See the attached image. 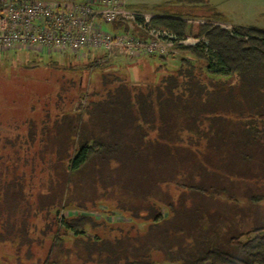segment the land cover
Returning a JSON list of instances; mask_svg holds the SVG:
<instances>
[{"label": "trees", "instance_id": "obj_1", "mask_svg": "<svg viewBox=\"0 0 264 264\" xmlns=\"http://www.w3.org/2000/svg\"><path fill=\"white\" fill-rule=\"evenodd\" d=\"M128 8L133 10L130 5ZM195 18L176 14H155L151 18L153 27L179 39L206 41L195 46L175 44L186 57L175 71L152 79L153 83L129 84L121 74L122 64L120 68L109 63L96 65L93 58H88L84 69L106 67L100 81L107 89L106 96L99 98L93 91L86 106L76 107L71 116L62 117L61 123L56 121L59 133L55 142L60 144L55 150L58 160H68L69 177L84 171L92 173V169L98 174L101 168L106 172L103 182L111 181L106 185L111 192L116 190L114 173L119 172L125 177L120 180L124 188L134 187L133 191L141 192L140 186L145 185L153 192L168 194L172 188L179 196L187 192L195 195L197 204H160L150 198V205L139 210L118 199L115 209L130 217L132 229L143 224V230L139 236L120 234L113 240L99 236L105 229L111 231L114 224L124 222L115 219L109 224L105 218L98 221L87 214L58 221L56 212L52 221L57 230L43 264H59L52 254L64 243L65 236L78 240L75 244L81 243L87 260L95 264H264V217H254L250 223L240 219L244 222L235 232L233 224L223 225L230 212L222 207L212 211V204L206 202H216L224 195L227 202L237 205L233 187L247 192L246 201L252 206L264 202V192H256V186L247 182L253 178L245 171L258 157L264 166V30L237 26L224 29L212 23L223 22L217 12L211 13L205 23ZM106 25L109 29L105 31L112 34L131 33L145 38L142 30L132 31L120 22ZM144 85V89L140 87ZM81 89L78 98L85 94ZM174 139H184L185 146L173 144ZM72 142L73 154L59 157L67 154ZM217 170L233 175L228 177L234 179L227 177L231 184L236 177L244 180L233 187L221 179L211 185L190 183L209 173L216 175ZM3 181L0 178L1 198ZM233 205L230 206L237 216L239 211ZM93 206L98 208L100 203ZM107 206L106 214L116 217V212ZM163 208L167 210L165 216ZM155 252H161L163 257L154 260Z\"/></svg>", "mask_w": 264, "mask_h": 264}, {"label": "rangeland", "instance_id": "obj_2", "mask_svg": "<svg viewBox=\"0 0 264 264\" xmlns=\"http://www.w3.org/2000/svg\"><path fill=\"white\" fill-rule=\"evenodd\" d=\"M78 1H85L94 6L99 3L97 0ZM120 1L127 8L130 5L133 10L150 16L148 23L143 19L142 27L134 26L132 29V31L135 29L143 31L145 38H139L142 40L151 38V31H154V34L157 30L163 31L151 25V18L155 14L193 15L196 17L194 20L206 22L211 13L217 12L222 15V23L225 26L264 30V0ZM196 5L200 7L194 8ZM104 29H109V26L105 24ZM133 36L135 37L134 34ZM204 42L205 39H199L196 44ZM184 46L192 45L187 43ZM165 50L168 54L165 58L159 54L155 56L141 54L140 57L135 58L131 54L115 52L104 63L116 67L122 64L121 74L126 76L129 84L136 85L139 81H143L144 84H147V81L153 83L152 79L161 78L175 71L181 59L186 57L183 51L175 48V45L166 47ZM104 52L103 49L98 52L85 49L76 57L73 54L63 56L27 49L0 50V178L4 179L1 183L4 195L0 197V264H43L50 247L53 246L57 225L52 218L56 212L58 221L71 215L87 214L98 221L105 218L106 223L109 224L114 223L115 219L124 222L120 225L114 224V229L111 231L105 229L106 231H102L99 236L104 235L109 240H113L120 234L139 236L143 230V224L132 229L134 223L130 217L128 216L127 219L124 213L115 209L120 199L122 203L136 205L139 210H145L150 205V198H154L160 204L169 201L177 205L179 201H183L190 206L198 202L195 195L187 192L179 196L172 188H170L171 194L166 191L153 192L145 185L140 186L143 188L141 192L133 191L134 187L128 186L125 187L126 190L120 182L125 177L118 175L119 172L114 173L115 179L112 183L116 190L111 192L110 186H106L111 181L108 179L107 183H104L106 172L101 168L98 169V174L96 169L94 171L92 169V173L84 171L82 175L74 174L69 177L68 160L57 159L55 147L60 143L55 142V137L59 133V124L56 121L60 120L61 123L62 117L71 116L76 107L86 106L93 91L99 98L106 96L107 89L100 82L106 68L103 67L104 63L102 67L84 69L88 58L96 61ZM82 54H86V57H82ZM108 69L111 70L110 67ZM80 81L82 84L79 86ZM140 87L144 89L145 85ZM79 88L85 93L81 98L77 97ZM181 137H184V134ZM174 140L173 144L185 146L184 139ZM74 145L72 142L70 147H67V154L64 153V156L59 157L72 155ZM199 158L203 160L202 157ZM246 169L249 177L253 178V181L247 182L256 186V192H264V166L261 158L252 160ZM216 173V175L209 173L206 177H197L190 183L211 185L218 183L219 179L225 183L229 178L234 179L228 177L233 175L224 174V171L220 173L217 170ZM157 177L160 178V175ZM236 179L232 184L227 182L226 185L233 187L238 182L241 183L240 180H244L236 181ZM233 191H236L237 205L227 202L224 195L216 202L209 200L206 202L212 204V211L222 207L223 210L230 212L229 215L226 214L223 225L233 224L236 232L242 226L241 222H244L240 219H246V222L250 223L254 217L257 219L264 217V202L252 206L246 201L244 194L247 192H238L234 187ZM108 195L109 199H107ZM96 202L100 203L98 208L93 206ZM65 204L70 205L68 209L63 207ZM107 205L116 212V217L106 214ZM230 205L238 209L237 216L233 214L234 209ZM166 213V209L162 210L163 216ZM137 228H141L140 231H137ZM76 241L73 236H65L64 243L55 248L53 259H57L59 264H95L87 260L85 249L81 243L75 244ZM152 257L154 260H159L163 254L155 252L152 253Z\"/></svg>", "mask_w": 264, "mask_h": 264}, {"label": "built area", "instance_id": "obj_3", "mask_svg": "<svg viewBox=\"0 0 264 264\" xmlns=\"http://www.w3.org/2000/svg\"><path fill=\"white\" fill-rule=\"evenodd\" d=\"M97 2L94 6L78 0H0V50L27 49L77 57L85 49H103L104 54L95 61L102 64L115 52L135 58L141 54L165 55V48L175 43L194 46L199 41L191 37L178 39L164 30H157L156 34L151 31L147 40L131 33L112 34L105 31L104 24L120 22L132 30L134 26L142 27L143 19L148 23L150 16L128 9L120 0ZM212 23L232 30L222 22Z\"/></svg>", "mask_w": 264, "mask_h": 264}]
</instances>
